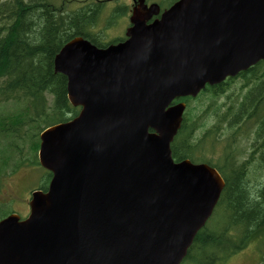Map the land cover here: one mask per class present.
Instances as JSON below:
<instances>
[{"label":"water","instance_id":"obj_1","mask_svg":"<svg viewBox=\"0 0 264 264\" xmlns=\"http://www.w3.org/2000/svg\"><path fill=\"white\" fill-rule=\"evenodd\" d=\"M138 0L125 42L82 38L55 56L72 120L39 135L51 174L29 215L0 221V264H181L210 218L224 181L215 169L175 163L170 143L185 103L264 61V0Z\"/></svg>","mask_w":264,"mask_h":264},{"label":"trees","instance_id":"obj_2","mask_svg":"<svg viewBox=\"0 0 264 264\" xmlns=\"http://www.w3.org/2000/svg\"><path fill=\"white\" fill-rule=\"evenodd\" d=\"M102 6L103 2H96L64 13L63 6H55L51 0H0V104H22V111L0 117V139L8 140L5 147L13 152V139L16 144L23 137L30 144L29 156L16 161L10 171V154L0 149V182L19 168L37 166L38 134L77 115L79 109L67 101L66 79L54 72L53 60L75 37L103 46L91 32ZM179 101L187 103V110L171 144L173 159L207 163L225 183L213 215L195 236L181 264H224L252 241L257 242L264 264V62L205 88L195 99ZM191 101L195 102L194 112L188 105ZM24 125L27 131L22 135L18 128ZM250 134L244 152L237 143ZM207 141L212 150L222 147L220 165L204 157ZM44 179L40 188L46 190L50 175L44 173Z\"/></svg>","mask_w":264,"mask_h":264},{"label":"rangeland","instance_id":"obj_3","mask_svg":"<svg viewBox=\"0 0 264 264\" xmlns=\"http://www.w3.org/2000/svg\"><path fill=\"white\" fill-rule=\"evenodd\" d=\"M96 1H107L103 4L101 8L102 11L100 9L101 12H98L95 26L91 30L92 34L96 36L97 42L102 45H106L118 38H124L125 29L128 27L127 15H129L128 7L130 5V0ZM174 1L175 0H146V3L150 4L157 2V4L159 3L161 7L165 9L166 6ZM51 2L57 7L63 6L64 13L76 10L86 4H89L87 0H51ZM235 85H238V83ZM226 94L231 95V90L229 92L227 91ZM223 101H225V98H223ZM194 104V101L188 103L193 112ZM21 107L22 104H17L13 101L0 105V117L18 113L19 111H22ZM38 123L40 125L39 121ZM33 127L34 131L32 135H35L36 125H33ZM18 129L23 135L27 131V126L24 125ZM21 139V141L17 140L16 144L14 139L11 140L16 147L14 152L11 147H5L8 140L4 141V139H0V149H7L10 154L8 158L9 167L7 168L9 171L12 170L11 167L16 161L25 160L29 156V141L23 137H21ZM250 139L251 134L248 138L242 136L241 140L237 143V146L244 150V152H247ZM210 147L211 145L209 143L204 145V157L208 160L211 159L214 164L220 165L218 158L220 157L219 155L222 147H214L213 150ZM2 154V151H0V156H2ZM245 156V154L242 155V160H244L243 157ZM44 173H46L45 170H43L39 165H27L14 172H10L6 177H4L0 182V217L1 215L12 212H17L20 217H24L26 214L23 211L28 209L27 205L30 191L39 188L41 183L45 180ZM224 264H262L261 255L257 251V242H250L246 249L230 257Z\"/></svg>","mask_w":264,"mask_h":264},{"label":"bare ground","instance_id":"obj_4","mask_svg":"<svg viewBox=\"0 0 264 264\" xmlns=\"http://www.w3.org/2000/svg\"><path fill=\"white\" fill-rule=\"evenodd\" d=\"M178 1V0H177ZM176 1V2H177ZM176 2H174V3H172L171 5H168V6H166L165 7V9H163L161 12H159L157 15H153L148 21H146L145 22V26L146 27H148V25H151L152 23H154L155 21H157V20H159L160 19V17H161V14L165 11V10H168L170 7H172ZM157 16H159L158 18H156V19H153V18H155V17H157ZM130 28V27H129ZM129 28H127L126 30H125V32H124V38H122L121 39V41L120 42H116V41H112V42H114V43H110V44H106V45H103L101 48H98V47H96V48H98V49H106V48H108L109 46H115V45H117V44H121V43H123V42H125L128 38L126 37V33H127V30L129 29ZM75 38H79V37H75ZM80 38H82V37H80ZM82 39H84V38H82ZM84 40H86V39H84ZM87 41V40H86ZM70 42V41H69ZM89 42V41H88ZM90 43V42H89ZM67 44V43H66ZM65 44V45H66ZM64 45V46H65ZM63 46V47H64ZM94 46V45H93ZM62 47V48H63ZM61 48V49H62ZM60 49V50H61ZM59 50V51H60ZM59 53V52H58ZM57 53V54H58ZM56 54V55H57ZM55 58V57H54ZM54 61V60H53ZM53 69H54V64H53ZM55 72V71H54ZM56 73V72H55ZM58 74H60V73H58ZM62 75V74H61ZM63 76V75H62ZM63 77H65V76H63ZM65 79H66V77H65ZM66 88H67V79H66ZM66 97H67V92H66ZM180 99H183V98H179V99H176V100H174L173 102H172V104L171 105H175V104H178V103H185V102H183V101H179ZM68 101V100H67ZM70 105V104H69ZM71 106V105H70ZM72 107V106H71ZM74 108V107H73ZM77 109H79L80 110V108L79 107H77ZM76 117V116H75ZM74 117V118H75ZM73 119V118H72ZM71 119V120H72Z\"/></svg>","mask_w":264,"mask_h":264},{"label":"flooded vegetation","instance_id":"obj_5","mask_svg":"<svg viewBox=\"0 0 264 264\" xmlns=\"http://www.w3.org/2000/svg\"><path fill=\"white\" fill-rule=\"evenodd\" d=\"M134 1L135 0H130V5H129V7H128V12H129V15H127V18H128V27H126V29L127 28H129L131 25H130V23H129V18H130V15H131V11H132V9L134 8V6H135V4H134ZM145 2H146V0H145ZM159 16H157V17H155V18H153V19H156V18H158ZM125 29V30H126ZM113 41H116V42H120L121 41V39H116V40H113ZM112 43H114V42H112ZM110 44V43H109Z\"/></svg>","mask_w":264,"mask_h":264}]
</instances>
